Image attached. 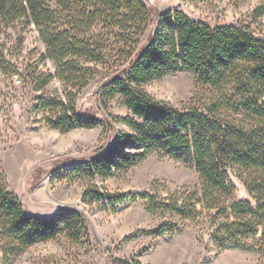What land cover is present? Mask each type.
Segmentation results:
<instances>
[{"label": "trees", "instance_id": "trees-1", "mask_svg": "<svg viewBox=\"0 0 264 264\" xmlns=\"http://www.w3.org/2000/svg\"><path fill=\"white\" fill-rule=\"evenodd\" d=\"M263 15L264 0L253 13L254 22ZM18 23L38 28L46 46L42 57L56 65L55 73L38 76V87L55 78L67 86L65 98L39 97L37 107L52 114L46 117L52 128L67 131L105 120L112 128L123 122L132 130L119 133L104 153L83 161L78 173L109 177L114 169L130 168L153 152L182 159L198 171L201 192L194 198H179V191L163 199L141 194L150 211L178 214L184 223L166 221L151 233H179L187 221L206 215L220 249L264 248L263 31L244 21L196 20L181 5L161 12L145 0H0V29ZM106 64L112 76L101 84L102 108L107 110V101L120 96L130 110L125 117L107 113L102 118L76 108V87H87L99 65ZM180 70L196 74L197 91L183 106L145 90V84ZM233 176L244 182L255 204L233 198ZM94 195L115 204L135 199L99 191ZM84 229L83 213L76 207L64 206L52 216L27 212L0 173V235L12 253L64 231L79 235ZM114 264L144 263L125 258Z\"/></svg>", "mask_w": 264, "mask_h": 264}, {"label": "rangeland", "instance_id": "rangeland-1", "mask_svg": "<svg viewBox=\"0 0 264 264\" xmlns=\"http://www.w3.org/2000/svg\"><path fill=\"white\" fill-rule=\"evenodd\" d=\"M145 1L161 12L181 5L196 20L212 24L244 21L264 32V15L257 22L253 19L262 0ZM157 27L158 23L154 24V29ZM45 51L34 24L18 23L0 29V173L27 212L52 216L64 206L76 207L83 213L86 230L79 235L64 231L18 254L7 248V240L0 235V264H114L116 259L125 258H136L144 264H264V248L260 245L255 249H220L206 215L199 221H187L179 233H151L166 221L184 223L178 214L150 211L148 199L141 194L149 192L163 199L179 191V198H194V193L201 192L198 171L182 159L153 152L130 168L114 169L109 177L78 173L83 161L104 153L119 133L132 130L123 122L112 128L105 120L67 131L52 128L46 120L52 114L37 107L39 97L65 98L67 86L55 78L45 88L38 87L36 79L42 72L56 71L55 63L42 57ZM110 76V64L99 65V73L87 87H76L80 113L102 118L107 113L130 114L120 96L107 101V110L102 108L106 101L101 97V84ZM144 88L154 98L181 107L197 91L196 74L180 70L154 79ZM232 179L233 198L255 204L244 182L235 176ZM97 191L135 199L115 204L107 197L95 198ZM86 192H90L89 200L85 199Z\"/></svg>", "mask_w": 264, "mask_h": 264}]
</instances>
